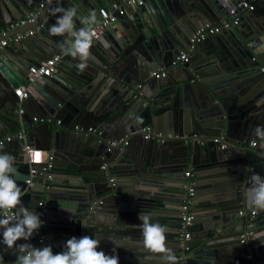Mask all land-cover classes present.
Segmentation results:
<instances>
[{
	"label": "water",
	"instance_id": "95a60500",
	"mask_svg": "<svg viewBox=\"0 0 264 264\" xmlns=\"http://www.w3.org/2000/svg\"><path fill=\"white\" fill-rule=\"evenodd\" d=\"M12 1L0 0V25L35 6L34 0H18L25 9L18 8L17 15ZM52 1L46 0L34 21L8 36L35 28L47 17L45 23L33 35L9 42L0 54V140L21 131L34 147L55 155L53 179L35 176L28 185L20 141L0 143L15 157L21 203L40 216L44 244L60 252L71 237L89 235L100 240L97 251L117 255L119 264H167L166 253L145 247L138 216L150 214L152 223L167 226L165 247L176 256L174 224L185 198L184 171L191 168L192 234L189 251L176 264H264V211L252 218L238 213L250 210L248 178L253 173L264 177V148L252 136L256 125H264V19L248 26L243 12L238 25L209 35L189 51L196 28L226 19L242 0H143L106 25L81 61L64 51L66 37L50 35L49 28L60 15L54 10L64 7L76 9L74 24L81 27L79 18L95 12L97 1L59 0L55 8ZM102 1L110 8L116 0ZM262 3H255L254 15ZM181 51L188 53L186 63L164 78L150 76ZM54 54L63 55L56 72L36 80L22 102L25 111L18 113L13 88L26 81L30 66ZM82 62L87 65L83 70L78 67ZM140 81L144 84L137 90ZM34 116L60 123L34 122ZM76 124L96 126L103 136L76 130ZM146 125L161 132V140L142 138ZM121 138L127 143L107 150L108 139ZM103 163L109 174L100 168ZM123 194L132 196L125 199L127 209L118 200ZM98 199L102 203L92 212ZM247 220L260 249L252 259L239 241ZM28 242H36L34 234L20 241ZM16 255L15 247L0 243V264H14Z\"/></svg>",
	"mask_w": 264,
	"mask_h": 264
},
{
	"label": "built area",
	"instance_id": "2783aa9c",
	"mask_svg": "<svg viewBox=\"0 0 264 264\" xmlns=\"http://www.w3.org/2000/svg\"><path fill=\"white\" fill-rule=\"evenodd\" d=\"M142 1L143 0H116L112 3L110 8L99 6L97 8V14L99 16V19H97L96 24L92 25V28L94 31L92 40L95 37H98L101 30L106 25L113 22L120 15H122L129 6H135V5L141 4ZM253 1L254 0H242L240 3H238L235 6H232L229 9L228 11L229 15L226 19L220 22H217L215 24L206 23L204 26H200L196 28L190 34L189 39H188L189 51H193L195 49V45L203 41L209 35L219 33L222 30H227V29L232 28L233 26L238 25L240 22V17L243 12L247 10H254L255 4L253 3ZM32 2L36 6V9H40L45 5L46 0H34ZM57 3H59V0H53L51 3L52 8H55ZM37 14H38L37 10L30 11L25 16L19 19H15L9 23L0 25V37H1L0 54H1V51L5 48V46L9 44V42L17 41L24 37L33 35L35 31L39 29L45 23V20L47 17H45L43 21H41L35 28L18 31V32H15L11 37L8 36L10 32L16 31L18 28H22L26 24L34 21ZM75 28L78 30L80 27H75ZM62 56L63 55L61 54H54L51 57L43 61H40L38 64L30 66L26 81L23 84L13 88L12 93L17 98L18 113L21 114L25 111V108L22 102L24 99H27L31 95L32 85L39 78H42L44 76H51L57 70L59 63L62 60ZM187 61H188V53L181 51L179 54L170 58V60L166 62L165 64H163L162 66L152 70L150 72V76L153 78H164L166 77L170 69L174 68L175 66L179 64L186 63ZM143 84H144V81H140L136 83L135 85L136 89L137 90L142 89ZM134 96H138V95L135 94ZM33 121L38 122V123L39 122L40 123L55 122L56 124L60 123V120L58 119L55 120L50 116H45V117L34 116ZM74 128L81 132L96 134L98 137L103 136V130L93 125L83 127V126L76 124ZM194 136L196 135L194 134ZM141 137L144 139L161 140V138L163 137V134L161 132L154 131L152 126L146 125L141 128ZM12 139H17L20 141V155L22 157V160L28 163L29 178L25 180V183L30 185L31 178L35 176H42L45 178V180H52L54 176L53 168H54V159H55L53 150H45L40 147H34L33 143L27 139L26 134L21 131L9 133L8 135L4 136L0 140V143L4 140L9 141ZM215 141H217V139H215ZM107 142H108L107 150H110V147L118 146L121 143L123 144L127 143V141L124 140L123 138L119 140L108 139ZM250 145L254 146L255 141H251ZM36 154H39L38 158ZM108 166L109 165L107 163H103L101 164L100 168L104 170L105 173L109 174ZM184 176H185V181L183 183V189L185 190V198L182 202L180 215H179V225H178V230H177V240H178L179 251H178V254L175 256L176 262L183 261V258L185 257L184 254L189 251V246L187 245V241H189V239L191 238V234H192L191 225L193 221V211L192 210L194 208L193 196H194V191H195V188H194L195 180L193 178L191 168H187L184 171ZM108 184L109 185L114 184L113 177L111 176L108 177ZM101 202L102 200L94 201L93 204L90 206V210L93 212L95 208ZM38 204L41 207L42 212L43 213L46 212L47 209L44 205V201H39ZM256 212L257 211L255 209H250L249 212H247L244 208L238 211L239 216H244L245 214H248L247 216L249 218L254 217ZM9 214L14 217L16 215V211L10 210ZM2 215L3 213H0V216ZM253 233H254L253 223L247 220L245 223L244 230L239 235V241L240 243L245 245L246 250H247L246 257L248 259H252L253 255L259 251L258 245L251 241ZM34 236L36 237V242L35 243L28 242V243H31L34 247H41V245L44 242V235L42 232V228H40L37 232H35ZM18 242L20 243V241Z\"/></svg>",
	"mask_w": 264,
	"mask_h": 264
},
{
	"label": "clouds",
	"instance_id": "9594fccd",
	"mask_svg": "<svg viewBox=\"0 0 264 264\" xmlns=\"http://www.w3.org/2000/svg\"><path fill=\"white\" fill-rule=\"evenodd\" d=\"M56 13L60 15H57L56 22L49 28L50 35L65 36L62 45L64 51L86 61L94 35L92 25L97 22L96 13L93 11L81 18L83 26L78 30L74 24L77 16L74 7L56 8ZM86 66L83 62L78 65L81 70ZM252 136L260 142L259 147L264 148V125H256L252 129ZM2 148L0 146V213H3L0 216V243L9 249L15 247L17 255L14 264H119L117 255L97 251L100 240L89 235L71 237L64 243L63 250L55 253L50 245L34 247L31 243H17L21 240L29 241L42 225L40 216L22 205L21 188L14 167L15 157ZM246 203L250 209L264 211V177L259 174L253 173L248 178ZM10 210H17L14 217L9 214ZM138 219L141 221L145 247L152 252L166 253L164 259L167 264H176L175 256L165 247L167 226L152 223L150 214L144 212L139 214Z\"/></svg>",
	"mask_w": 264,
	"mask_h": 264
},
{
	"label": "crops",
	"instance_id": "0c3cea01",
	"mask_svg": "<svg viewBox=\"0 0 264 264\" xmlns=\"http://www.w3.org/2000/svg\"><path fill=\"white\" fill-rule=\"evenodd\" d=\"M97 1V5L95 6V8H94V10H95V12H96V16H98V14H97V8L99 7V6H103V7H108L107 6V4H105V3H103V1L102 0H96ZM257 1H261V2H263L264 0H254L253 1V3L255 4V3H257ZM263 5H260L259 7V10H258V12H257V14L256 15H254L255 13H253V12H256V10L258 9H256V6H255V8H254V10H247V11H245L244 13L245 14H243L244 16H246V18L247 19H249V24H248V26H252L254 23H255V21L256 20H258V19H260V18H263L264 19V3H262ZM108 5L110 6L111 4H109L108 3ZM33 6V5H32ZM11 8H12V12H15L17 15L19 14V10H18V8H20V9H25L24 8V6H22V5H19V3H18V0H16V1H12V3H11V6H10ZM131 8H132V6H129L127 9L129 10H131ZM64 9H67V7H64ZM34 10H36V8H35V6H33V7H31V9H30V11H34ZM29 11V12H30ZM26 14H24L23 16H25ZM88 15V14H87ZM87 15H85V16H83V17H86ZM22 16V17H23ZM83 17H81V18H83ZM81 18H79V23L81 24ZM246 19V20H247ZM2 25V24H1ZM76 25V24H75ZM12 36V35H11ZM10 36V37H11ZM98 37L100 38V35H98ZM47 59V58H46ZM43 60H45V58L44 59H42V60H40V61H43ZM39 61V62H40ZM262 69V68H261ZM56 72V71H55ZM253 141L255 140V139H252ZM251 140V141H252ZM256 141V140H255ZM32 143H33V141H31ZM34 144V143H33ZM259 143H256V145H258ZM42 148V147H41ZM55 164H56V161L54 162V168H53V173H54V175H55V171H56V167H55ZM53 232H55V231H53ZM61 233V234H60ZM63 232H60V231H56V235H63L62 234ZM254 234H255V232L253 233V235H252V238H251V241H253V239H254ZM55 235V234H54ZM60 241V240H59ZM61 242H63V241H61ZM51 246L52 248H54L53 247V244H51V243H46V244H44V242H43V244L41 245V247L42 246ZM258 245V244H257ZM259 247V246H258ZM260 250V249H259ZM53 252L55 253V252H58L57 250L56 251H54V249H53Z\"/></svg>",
	"mask_w": 264,
	"mask_h": 264
},
{
	"label": "flooded vegetation",
	"instance_id": "af4514ba",
	"mask_svg": "<svg viewBox=\"0 0 264 264\" xmlns=\"http://www.w3.org/2000/svg\"><path fill=\"white\" fill-rule=\"evenodd\" d=\"M85 160H87V159H85ZM108 170H109V166H108ZM180 178H182L181 176H180V174L177 176V184L178 185H181V183H182V181L180 180ZM185 179V178H184ZM180 180V181H179ZM115 182V181H114ZM114 185V184H113ZM113 185H111V186H113ZM180 192V191H179ZM181 196H184V193H181ZM132 196L130 195V194H123L121 197H119L118 198V200L122 203V206H124V209H127L128 207H129V202H125V199H130ZM99 200V199H98ZM102 203V202H101ZM100 203V204H101ZM99 206V205H98ZM97 206V207H98ZM96 207V208H97ZM95 211V210H94ZM93 211V212H94ZM178 221H179V219L178 218H176V221H175V224H174V227L176 228L177 227V230H178ZM176 230V231H177Z\"/></svg>",
	"mask_w": 264,
	"mask_h": 264
},
{
	"label": "snow or ice",
	"instance_id": "6c2138e0",
	"mask_svg": "<svg viewBox=\"0 0 264 264\" xmlns=\"http://www.w3.org/2000/svg\"><path fill=\"white\" fill-rule=\"evenodd\" d=\"M37 158L39 157V154H36Z\"/></svg>",
	"mask_w": 264,
	"mask_h": 264
}]
</instances>
